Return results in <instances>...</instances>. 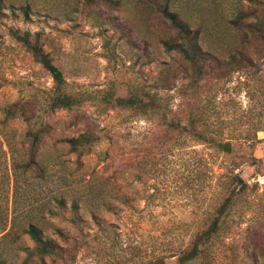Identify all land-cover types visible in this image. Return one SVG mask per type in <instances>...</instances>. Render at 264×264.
Returning a JSON list of instances; mask_svg holds the SVG:
<instances>
[{
    "label": "rangeland",
    "instance_id": "1",
    "mask_svg": "<svg viewBox=\"0 0 264 264\" xmlns=\"http://www.w3.org/2000/svg\"><path fill=\"white\" fill-rule=\"evenodd\" d=\"M55 3L0 0V264H176L232 173L248 188L191 264H264V0L238 6L251 14L245 34L228 23L232 3L198 0L195 13L185 10L202 47L234 64L195 84L177 54L155 43L141 53L111 27ZM10 30L41 33L75 100L71 110L54 108L51 78ZM143 92L157 94L156 115L105 100ZM162 116L193 122L230 142L232 153L182 127L168 131ZM84 132L94 140L77 155L67 140ZM30 228L61 252L36 255Z\"/></svg>",
    "mask_w": 264,
    "mask_h": 264
},
{
    "label": "trees",
    "instance_id": "2",
    "mask_svg": "<svg viewBox=\"0 0 264 264\" xmlns=\"http://www.w3.org/2000/svg\"><path fill=\"white\" fill-rule=\"evenodd\" d=\"M218 1L234 4L235 12L232 18L228 19L232 28L244 34L246 28L249 27L248 30L253 28L249 21L251 14L238 8L239 5L245 2L250 3L252 0ZM197 3L198 0H58L55 5L60 9V12L80 9V14L83 17L111 27L119 40L133 43L141 53L146 54L155 43L164 52L177 54L187 65V68L184 69L186 79L195 84L204 77L223 72L225 67L228 66L229 69L231 65H234L230 60L227 62L218 61L209 50L202 47L200 43L202 30L198 26L191 27L188 20L190 16L185 12L189 9L190 12L195 13L194 8ZM20 10L26 19L29 18L31 4L26 3L20 7ZM10 33L51 78L55 94L52 99L54 108L71 110L75 105V100L64 91L65 80L60 70L53 65L49 54L44 51L41 33L20 32L19 30H10ZM253 33L261 35L260 30L255 29ZM145 35L154 39L155 42L149 41ZM105 100L110 109H130L139 113L150 112L151 115H156L159 110V106L156 105L159 99L155 93L143 92L142 95L131 94L127 97L107 95ZM162 117L164 127L168 131L182 127L181 129L185 132H194L197 139L203 144H212L223 154L228 155L233 151L230 142H219L197 131L193 122L189 121L190 126L181 125L171 118ZM93 140L91 134L84 132L76 138L68 139L67 143L72 152L81 155ZM228 179L224 194L214 208L208 223L194 233L190 245L177 256L176 264H191L204 254L208 242L217 235L220 222L234 205L235 197L248 188V184L237 174L232 173ZM236 186L238 188H235ZM26 233L36 245L35 253L40 258L53 257L61 252V248L53 240L42 238L33 228L28 229ZM144 264H165V259H153Z\"/></svg>",
    "mask_w": 264,
    "mask_h": 264
}]
</instances>
